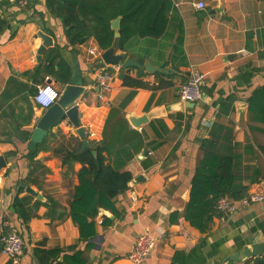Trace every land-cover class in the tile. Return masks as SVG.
I'll return each instance as SVG.
<instances>
[{
    "label": "crops",
    "instance_id": "obj_1",
    "mask_svg": "<svg viewBox=\"0 0 264 264\" xmlns=\"http://www.w3.org/2000/svg\"><path fill=\"white\" fill-rule=\"evenodd\" d=\"M30 1L32 5L25 7L0 4V16L10 22L12 29L0 35V157L7 163L0 170V236L14 231L24 238L26 248L16 264H39L34 256L39 245L63 250L79 245L86 264H133L127 256L143 233L158 238L146 264H264V248L250 250L264 245V202L241 207L233 214H220L205 233L183 217L202 157L201 143L210 138L215 124L233 130L232 146L238 144V173L248 187L247 196L264 190V123L250 120L248 102L264 87V0H171L169 24L162 38H134L128 44L127 55L116 49V54L138 62V68H126L123 63L106 65L99 57L105 51L94 39L72 51L65 28L48 12L46 0ZM200 2L206 5L204 10L196 7ZM13 31L15 35L10 38ZM40 32L53 40L42 62L56 46L71 65L77 58L86 88L77 106L90 146L108 142V162L133 177L129 189L114 200L122 217L117 219L101 209L97 235L84 243L70 217L82 165H63L62 154L57 153L77 146V141L70 138L80 140L70 120L49 129L48 134H52L36 157L50 173L44 176L37 172L34 184L27 182L30 162L26 155L46 111L34 101L37 91L31 95L22 87L51 84L62 94L72 82L62 85L50 74H36L42 63L37 61L43 45ZM90 49L96 55H90ZM146 64L163 70L156 72L163 75L159 78L149 73ZM192 66L203 74V96L188 105L180 100L178 89L186 82ZM106 69L114 74V82L107 98L101 100L98 76ZM141 71L148 74L144 81L157 85L162 80L173 85L150 90L123 84L121 74L137 78ZM12 77L17 79V88H22L12 91L21 93L2 100ZM229 97L234 102L231 113L226 115L221 107ZM151 113L153 118H149ZM145 117L147 121L136 127ZM17 128L31 132L27 143L16 136ZM133 132L138 135L133 136ZM12 152L17 155L10 156ZM139 176L145 180L133 183ZM22 185L44 197L40 201L44 205L38 208V217L29 222L28 229L14 207L17 196L29 195ZM50 199L57 204L56 213L47 207ZM60 213H65L62 218L58 217ZM176 213L178 217L172 222ZM104 217L114 220L113 225L103 227ZM88 243L94 247L86 248ZM248 251L259 253L257 263L256 257L243 259V253ZM9 262L10 258L1 253L0 243V264Z\"/></svg>",
    "mask_w": 264,
    "mask_h": 264
},
{
    "label": "trees",
    "instance_id": "obj_2",
    "mask_svg": "<svg viewBox=\"0 0 264 264\" xmlns=\"http://www.w3.org/2000/svg\"><path fill=\"white\" fill-rule=\"evenodd\" d=\"M16 5L19 4L16 3ZM28 5H32V2L29 1ZM45 5L48 12L61 21L72 51L77 46L94 39L100 50L107 51L116 48L125 52L126 55L130 48L128 44L134 38L151 40L162 38L166 34L169 14L172 10L171 0H46ZM119 17H121L120 36L115 38L112 22ZM8 30H12L10 22L0 16V35ZM14 35L13 31L10 38ZM61 50L59 46L51 48L44 62L39 65L36 74L45 72L52 75L60 84L67 85L72 81L74 69L63 58ZM155 75L159 77L163 74L156 73ZM145 76L148 74L141 71L137 78L129 74H121L120 78L125 86L136 89L159 90L173 85L172 82L162 80L157 85L152 84L144 81ZM15 88H17V79L12 77L8 81L6 91L2 94V100H11L21 93L13 92ZM22 88L31 95L37 91L35 86L25 85ZM22 88L17 89L22 90ZM233 102V97L227 98L221 107V112L226 115L230 114ZM248 102L250 120L264 123V87L257 90ZM51 134L52 132H49L43 142L38 144L34 150L29 149L26 155L30 162L28 184H34L33 176L37 172H41L44 176L50 173V170L40 160H36V157ZM9 135L13 137V134ZM31 135V132L17 128L16 136L20 137L24 143L30 140ZM137 135L133 132V136ZM70 139L71 141L76 140L77 146L65 151L59 150L57 153L62 154L63 165L72 166L74 163L82 165L78 173L80 183L75 189L70 206V217L79 229L80 242L84 243L97 235V218L101 209L110 211L117 219L122 217L115 207L114 200L129 189L133 177L130 172H122L108 162L105 156V152L111 153L108 142H96L91 148L81 150L80 140ZM232 144L233 130L220 124H215L210 138L201 143L202 157L192 179L190 200L183 217L203 233L209 231L214 219L220 216L217 204L221 199L241 200L247 197L248 187L243 184V179L238 173L241 161L236 153L238 144L234 147ZM93 152H96V155ZM16 155V152L10 153V156ZM49 201L51 205L47 207L50 212L56 213L58 211L56 202L52 199ZM42 205H44L42 202L35 201V198L30 195L23 198L16 197L15 211L27 229L29 222L38 217L36 212ZM63 214L65 213H60L58 217L62 218ZM48 215L50 216V213ZM177 217V213L173 215L172 222ZM113 223L114 220L104 217L102 226H112ZM18 234L22 237L20 232ZM42 247L43 245H39L34 249V256L39 264H86L84 251L79 249V245L66 250ZM93 247V244L88 243L86 248ZM67 251L72 254H67Z\"/></svg>",
    "mask_w": 264,
    "mask_h": 264
},
{
    "label": "built area",
    "instance_id": "obj_3",
    "mask_svg": "<svg viewBox=\"0 0 264 264\" xmlns=\"http://www.w3.org/2000/svg\"><path fill=\"white\" fill-rule=\"evenodd\" d=\"M30 0H0V4L5 3L14 5L18 3L25 7ZM198 10H204L206 5L200 2L196 6ZM90 55H96L94 49H90ZM101 57V56H99ZM114 82V74L108 69L102 70L98 76L99 98L105 100L108 93L112 89ZM202 84L203 74L194 66L189 70L186 82L180 85L178 89V96L182 102L196 103L202 100ZM61 93L51 84H45L37 87V92L34 96V101L42 111H47L51 108L58 99ZM264 202V190L252 193L241 200H233L230 198H223L217 204V210L221 214H233L241 207H249L252 204ZM163 237V234H162ZM158 238L149 233L139 235L129 252L127 258L133 264H146L150 254L155 249ZM1 253L9 257L13 264L18 263L23 256L26 244L24 238L18 233L11 231L0 236Z\"/></svg>",
    "mask_w": 264,
    "mask_h": 264
},
{
    "label": "water",
    "instance_id": "obj_4",
    "mask_svg": "<svg viewBox=\"0 0 264 264\" xmlns=\"http://www.w3.org/2000/svg\"><path fill=\"white\" fill-rule=\"evenodd\" d=\"M120 22L121 17L117 18L112 22V29L114 30L115 38H119L120 36ZM40 37L43 40V45L38 51V57L37 61L38 63L42 62L43 55L47 48L51 47L53 44V40L49 35L44 34L43 32H40ZM102 60L106 65H116L119 63H123L124 67L126 68H138L140 67V64L132 59H128L123 55L116 54V48H111L110 50L105 51L102 54ZM72 67L74 69V75L71 84L67 85L63 93L60 95V98L54 104L51 108H49L45 114L42 116V118L39 120L37 128L35 129L31 141H30V150H34L44 138L48 134L49 129L55 127L60 121L62 120H70V122L73 123V125L77 128V135L81 140V150L89 149L90 143L87 138L86 130L82 127L80 122V113L77 106L78 100L83 96L86 88L83 86V75L80 70V67L78 65L77 58H73ZM145 67L147 68L149 73H156V72H162L163 70L159 68H155L151 66L150 64H146ZM184 104L188 105H194V103L189 102H183ZM157 115H155L156 117ZM154 113H151L149 115V118H153ZM147 117L143 118L139 123H136L135 126L139 127L142 122L147 121ZM94 155H96V152H93ZM6 159L2 156L0 157V170L6 167ZM145 178L143 176H139L136 180H134L133 183L138 181H144ZM22 187L25 188L26 192L37 198V200L42 201L44 197H42L41 194H38L36 191H34L31 187L22 185ZM103 211V210H102ZM260 249L264 248L263 246L258 247H252L250 250L254 249ZM252 257H256V263L259 261V253L257 251L255 252H245L243 253V259H250Z\"/></svg>",
    "mask_w": 264,
    "mask_h": 264
}]
</instances>
